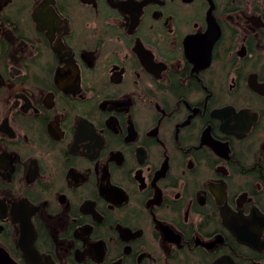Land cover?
<instances>
[{"label":"flooded vegetation","instance_id":"obj_1","mask_svg":"<svg viewBox=\"0 0 264 264\" xmlns=\"http://www.w3.org/2000/svg\"><path fill=\"white\" fill-rule=\"evenodd\" d=\"M0 250L264 264V0H0Z\"/></svg>","mask_w":264,"mask_h":264},{"label":"water","instance_id":"obj_2","mask_svg":"<svg viewBox=\"0 0 264 264\" xmlns=\"http://www.w3.org/2000/svg\"><path fill=\"white\" fill-rule=\"evenodd\" d=\"M0 264H15V263L10 259V257L5 251L0 250Z\"/></svg>","mask_w":264,"mask_h":264}]
</instances>
